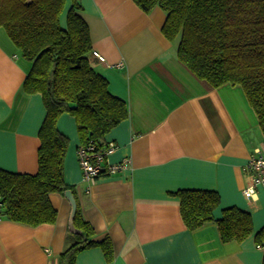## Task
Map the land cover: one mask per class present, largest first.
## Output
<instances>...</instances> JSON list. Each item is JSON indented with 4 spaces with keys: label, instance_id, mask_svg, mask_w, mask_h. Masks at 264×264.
I'll return each instance as SVG.
<instances>
[{
    "label": "crops",
    "instance_id": "obj_1",
    "mask_svg": "<svg viewBox=\"0 0 264 264\" xmlns=\"http://www.w3.org/2000/svg\"><path fill=\"white\" fill-rule=\"evenodd\" d=\"M81 2L92 52L104 58L93 54L92 65L129 111L106 136L117 145L108 162L131 161L118 174L87 183L76 120L61 117L59 130L70 139L65 181L95 240L109 237L114 251L110 260L101 247L87 249L76 264H264L254 235L223 243L214 222L189 230L173 195L183 189L217 191L215 218L236 206L252 214L255 232L264 226V186L251 199L245 196L252 183L246 166L264 148V134L244 89L215 88L183 64L178 41L162 32L167 14L161 8L146 13L134 0ZM30 68L0 28V168L35 174L46 108L40 94L24 89ZM51 202L58 213L54 223L32 227L0 218V264H60V254L75 241L69 231L72 208L65 195L54 193Z\"/></svg>",
    "mask_w": 264,
    "mask_h": 264
},
{
    "label": "trees",
    "instance_id": "obj_2",
    "mask_svg": "<svg viewBox=\"0 0 264 264\" xmlns=\"http://www.w3.org/2000/svg\"><path fill=\"white\" fill-rule=\"evenodd\" d=\"M134 2L146 13L155 7L165 11L162 32L171 42L178 41L179 60L199 79L215 88L231 84L244 89L264 134V0ZM83 11L81 0H0V28L31 63L24 89L40 94L46 108L39 132L38 171L0 168V218L32 227L56 222L51 195L73 191L65 181L70 139L59 130L63 115L75 118L80 146L93 145L96 150L104 148L106 136L129 117L126 102L110 92L107 78L92 65ZM173 195L189 230L214 222L223 243H241L254 235L264 249V226L255 232L250 212L233 206L215 218L221 205L217 191L183 189ZM74 226L81 234L72 232L75 241L60 254V264H76L78 255L93 247L113 258L111 239L95 240L96 231L79 205Z\"/></svg>",
    "mask_w": 264,
    "mask_h": 264
},
{
    "label": "built area",
    "instance_id": "obj_3",
    "mask_svg": "<svg viewBox=\"0 0 264 264\" xmlns=\"http://www.w3.org/2000/svg\"><path fill=\"white\" fill-rule=\"evenodd\" d=\"M93 54L104 61V58L99 53L94 52ZM116 149L117 145L115 142H107L105 147L100 150H96L93 145L87 148L80 146L78 148V158L79 165L83 171L84 181L92 184L103 172L107 175H116L127 168L131 161L129 159L118 164H110L108 162L109 156ZM246 170L252 179V183L245 190V196L251 199L256 194V188L260 185L264 186V148L256 149L253 152L247 163ZM87 192H90V187H88Z\"/></svg>",
    "mask_w": 264,
    "mask_h": 264
},
{
    "label": "water",
    "instance_id": "obj_4",
    "mask_svg": "<svg viewBox=\"0 0 264 264\" xmlns=\"http://www.w3.org/2000/svg\"><path fill=\"white\" fill-rule=\"evenodd\" d=\"M65 197L70 202L71 208H72L70 219H69V230L75 234H81V231L76 229L74 226V219H75V216L77 213V208H78V203H77L76 197L74 195V192L72 190H67L65 192Z\"/></svg>",
    "mask_w": 264,
    "mask_h": 264
}]
</instances>
